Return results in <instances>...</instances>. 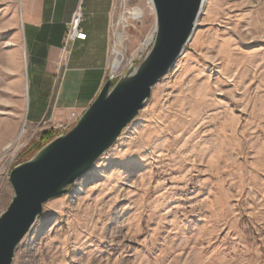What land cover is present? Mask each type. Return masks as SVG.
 <instances>
[{"label": "rangeland", "instance_id": "rangeland-1", "mask_svg": "<svg viewBox=\"0 0 264 264\" xmlns=\"http://www.w3.org/2000/svg\"><path fill=\"white\" fill-rule=\"evenodd\" d=\"M203 2L192 39L139 115L44 204L12 264H264V0ZM20 5L0 0V216L15 197L14 168L95 100L43 120L52 81L39 86L26 61ZM113 6L108 57L116 45L124 75L150 52L156 13L148 0ZM134 8L142 19H122Z\"/></svg>", "mask_w": 264, "mask_h": 264}, {"label": "water", "instance_id": "water-1", "mask_svg": "<svg viewBox=\"0 0 264 264\" xmlns=\"http://www.w3.org/2000/svg\"><path fill=\"white\" fill-rule=\"evenodd\" d=\"M204 0H151L156 13L154 44L139 68L113 85L104 82L76 126L45 146L30 162L15 167V197L0 216V264H12L21 240L43 214L44 204L69 192L113 147L136 119L153 87L175 65L196 30Z\"/></svg>", "mask_w": 264, "mask_h": 264}, {"label": "crops", "instance_id": "crops-1", "mask_svg": "<svg viewBox=\"0 0 264 264\" xmlns=\"http://www.w3.org/2000/svg\"><path fill=\"white\" fill-rule=\"evenodd\" d=\"M115 1L21 0L20 36L27 52L26 61L32 63L39 86L42 81H52L47 99L53 108L46 107L43 120H54L89 104L99 94L105 82ZM79 5H83L82 28L87 37L70 46L71 54L62 63L67 24ZM72 72H77L73 79ZM67 80L75 85L74 90H66ZM40 120L37 123L43 121Z\"/></svg>", "mask_w": 264, "mask_h": 264}, {"label": "built area", "instance_id": "built-area-1", "mask_svg": "<svg viewBox=\"0 0 264 264\" xmlns=\"http://www.w3.org/2000/svg\"><path fill=\"white\" fill-rule=\"evenodd\" d=\"M77 7L78 8L73 13L71 20H69L70 22L67 24V31L65 33L66 35L64 38V46H63L64 56L63 59H61L62 63L65 62L66 58H68L69 55L71 54L70 46L74 45L76 41L86 40L87 37V35L83 33L84 31L82 28V23L84 19L83 5H79ZM115 49L116 48L114 47L112 51H110L109 57H107L108 58L107 65L106 68L104 69L105 82L111 81L113 85L120 80L124 72L123 61L120 60L119 56L115 57L112 55L113 50ZM117 51H119L118 48Z\"/></svg>", "mask_w": 264, "mask_h": 264}, {"label": "bare ground", "instance_id": "bare-ground-1", "mask_svg": "<svg viewBox=\"0 0 264 264\" xmlns=\"http://www.w3.org/2000/svg\"><path fill=\"white\" fill-rule=\"evenodd\" d=\"M148 1L152 4L151 0H148ZM204 1H206V0H204ZM152 6H153V4H152ZM128 17H129V18H133L134 20H140V19H142L141 17H143V12H142L141 9L134 8V9H132V10H128L127 13L125 12V14H124V16L122 17V19L125 20V19H128ZM156 29H157V27H156ZM156 29H154V30H155V35L152 36V38L150 39V42H148L147 45H146V43H145L144 46L147 47V46H150V45L154 44L155 37H156V31H157ZM116 40H117V44L121 43L122 40H123V36H122V34H119V33H118L117 36H116ZM119 45H120V44H119ZM117 46H118V45H117ZM115 48H117L116 45H115ZM112 55L115 56V57H117V56H120L121 53L118 52V51L115 49V50H113ZM11 130H12V129H11ZM22 136H23V131H21V133L19 134V136L16 138V140H15L14 142L8 143V144L6 145V147H5V152H8V151L12 150V149L14 148V146L18 143V141L21 139Z\"/></svg>", "mask_w": 264, "mask_h": 264}, {"label": "trees", "instance_id": "trees-1", "mask_svg": "<svg viewBox=\"0 0 264 264\" xmlns=\"http://www.w3.org/2000/svg\"><path fill=\"white\" fill-rule=\"evenodd\" d=\"M44 137V139H45V143H48L51 139H52V135H49L48 133H45V135L43 136ZM42 147L43 146H40L39 148H38V150H40V149H42Z\"/></svg>", "mask_w": 264, "mask_h": 264}]
</instances>
